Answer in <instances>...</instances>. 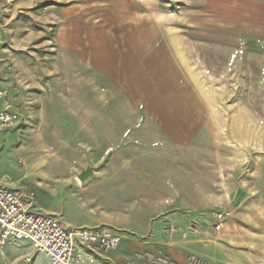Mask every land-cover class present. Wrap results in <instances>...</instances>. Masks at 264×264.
Here are the masks:
<instances>
[{"label":"rangeland","instance_id":"obj_1","mask_svg":"<svg viewBox=\"0 0 264 264\" xmlns=\"http://www.w3.org/2000/svg\"><path fill=\"white\" fill-rule=\"evenodd\" d=\"M0 88L22 118L0 177L35 197L127 148L150 178L264 199V0H0ZM1 250L0 264H52Z\"/></svg>","mask_w":264,"mask_h":264},{"label":"crops","instance_id":"obj_2","mask_svg":"<svg viewBox=\"0 0 264 264\" xmlns=\"http://www.w3.org/2000/svg\"><path fill=\"white\" fill-rule=\"evenodd\" d=\"M6 103L0 101V110L7 108ZM95 121L103 125L102 119ZM115 122L130 125L129 119ZM8 131L2 134L0 155ZM131 158L127 148L112 152L101 171L96 164L89 165L95 168V174L86 181L79 179L85 168L73 164L68 176H55L47 190L38 188L35 209L59 216L68 227L108 226L123 234L120 245L103 256L110 264H148L135 256L147 250L163 252L180 264H188L189 254L220 264H257L255 255L264 254V199L254 197L256 191L248 194L238 187L237 195L241 196L233 200L232 189L224 180L228 191L223 193H217L215 178L202 187L193 183L192 175L187 186L179 177L166 176L163 182L162 176L150 178L142 170L132 169L128 165ZM4 166L10 167L8 163ZM6 173L0 177V184L18 187L15 180L6 178ZM209 173H215V168L209 167ZM210 209L228 212L220 230L210 226L213 216L204 214ZM195 219L201 226L199 232L188 229ZM73 264L99 263L83 258Z\"/></svg>","mask_w":264,"mask_h":264},{"label":"built area","instance_id":"obj_3","mask_svg":"<svg viewBox=\"0 0 264 264\" xmlns=\"http://www.w3.org/2000/svg\"><path fill=\"white\" fill-rule=\"evenodd\" d=\"M4 95L5 92L0 91V96ZM21 120L20 114L13 110H0V140L4 132L16 128ZM35 199V192L0 184V248L8 245L21 247L28 243L32 249L28 260L41 253L52 264H73L83 258L110 264L103 256L120 245L123 234L108 226L68 227L59 216L37 211ZM204 214L213 216L215 228L220 230L228 212L218 210ZM189 228L199 232L193 225ZM135 256L148 264H180L163 252L139 251ZM187 263L210 264L196 254H189Z\"/></svg>","mask_w":264,"mask_h":264},{"label":"water","instance_id":"obj_4","mask_svg":"<svg viewBox=\"0 0 264 264\" xmlns=\"http://www.w3.org/2000/svg\"><path fill=\"white\" fill-rule=\"evenodd\" d=\"M95 174V168L93 166H88L79 174V179L81 181H86Z\"/></svg>","mask_w":264,"mask_h":264}]
</instances>
